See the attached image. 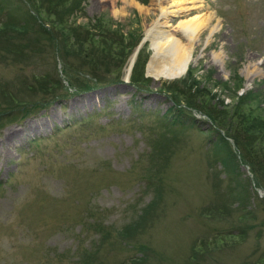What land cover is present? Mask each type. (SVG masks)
<instances>
[{
  "label": "rangeland",
  "instance_id": "obj_1",
  "mask_svg": "<svg viewBox=\"0 0 264 264\" xmlns=\"http://www.w3.org/2000/svg\"><path fill=\"white\" fill-rule=\"evenodd\" d=\"M0 1L1 18L40 22V7L94 33L104 15L127 44L157 20L185 44L180 22L213 16L180 78L147 74L150 40L141 46L149 78L141 86L125 78L135 47L120 81H112L113 65L98 63L105 81L84 91L73 87L74 77L90 80L84 53L68 55L67 71L49 46L31 59L0 60V264H264V190L249 183L228 133L193 107L207 100L222 120L264 133V0H81L68 15L58 3L47 11L48 0ZM174 2L201 7L165 19L159 8ZM250 65L257 69L248 81ZM45 71L60 79L58 89L24 87L21 77ZM13 103L28 107L26 118L15 119L24 113ZM176 109L187 113L167 130Z\"/></svg>",
  "mask_w": 264,
  "mask_h": 264
},
{
  "label": "trees",
  "instance_id": "obj_2",
  "mask_svg": "<svg viewBox=\"0 0 264 264\" xmlns=\"http://www.w3.org/2000/svg\"><path fill=\"white\" fill-rule=\"evenodd\" d=\"M70 1L72 2L69 4H62L61 0H48L49 6L47 11L52 9L55 3H58L57 7L60 9L57 11H65L68 15L69 11H72L81 4V0ZM64 2H66V0H64ZM1 9L3 10L4 8L0 6V10ZM36 10L40 22H37L35 19L32 21H20L12 14H3V18L0 17V60H5L10 57H12L13 60L31 59L33 57L29 55L30 52L36 55L37 52L49 46L51 50L55 49L53 55L56 53V55L59 56L60 54L62 60L67 63V65L65 64L66 71L71 67V60L68 55L70 53H75L79 56L84 53L83 57L87 59L85 61L88 62L87 65L89 66L90 80L83 81L84 78L74 77L73 87L76 90H89L99 86L105 81L104 78L103 80L101 79L102 73H100L101 69H99L98 63H101L106 69L113 65L112 67L115 69L116 73L112 81L115 83L121 80L126 58L130 54V51L138 44L139 39L131 44L125 43L124 38L118 33L117 29L106 27V24L111 22V19L107 20L104 15L97 17L94 25H99L100 29H98L100 31L94 33L84 24H66L67 17L65 15L61 17L58 14L56 15V12L50 14L42 13L40 7H36ZM11 26L12 28H10ZM31 31L34 32L33 39L27 37ZM8 32H13L15 35H8ZM41 39L43 41L38 42ZM142 49L143 48H140L138 52L129 78L131 83L138 86L149 81V78L145 76L146 55H144ZM21 80L24 83V87L29 91L32 90L33 93H40V91L54 92L58 89L60 84V79L53 75L52 72L47 71L41 72L38 75H33L29 80L26 76L21 77ZM188 94H190L189 91L184 95L187 97V100L191 99ZM3 95L7 96L6 93ZM8 99L15 100L11 92H8ZM13 104L15 105L16 103ZM13 104L11 106L14 107ZM16 105L21 106L18 108L23 111L24 114L23 116H16L15 119L26 118L28 107L23 106L24 104L17 103ZM193 107L199 114L204 115L211 121V124L215 126L214 129L216 132L223 130L228 133L227 136L232 139L234 148L237 150L242 162L249 166L252 175L249 179V183L253 182L256 187L264 190V133L253 134L249 132L247 128L244 127L243 122L235 117L222 120V113L217 111L213 105H210L207 100H204V103L199 105L194 104ZM185 113H187L185 110H174L173 116L175 119H167V130H170L172 126L181 119L180 116ZM2 114L3 113L0 112V115ZM186 119L191 120L189 113ZM221 139V144L224 145L223 150L227 152L226 156L229 159V156L236 158V153L232 145L225 138ZM158 144L159 143H157V145ZM157 147L158 146L155 147V150ZM221 161L223 162L222 166L227 167L225 160L221 159ZM237 162L238 160L235 159V164H237ZM224 176L231 178L230 175L225 172ZM86 255L82 257L86 258Z\"/></svg>",
  "mask_w": 264,
  "mask_h": 264
},
{
  "label": "bare ground",
  "instance_id": "obj_3",
  "mask_svg": "<svg viewBox=\"0 0 264 264\" xmlns=\"http://www.w3.org/2000/svg\"><path fill=\"white\" fill-rule=\"evenodd\" d=\"M109 1H111L112 5H114L116 0H109ZM122 1L127 2V0H122ZM172 6H175V8L172 10H169V9L166 10L163 8H159L162 17H164L165 19H168L169 16L180 14L182 13L181 11L183 10L185 11L186 10L188 11L190 9L195 10L196 8L200 9L201 7V6L185 7L183 6L182 3H178V2H174ZM116 13H118V11ZM212 17H213L212 13H208L204 15L203 17H198L195 15L183 22H180V25L178 27L181 29L182 33L186 35L185 44L177 40V38H175L174 34L171 31L167 30L166 32H163L159 30L158 20L155 21L152 26L150 25L148 28H146L145 38L146 40H150L152 51H153L152 56L148 62L147 74L154 77V79H169V80L175 77H179L182 74H184L188 70V67L190 66L194 41L198 38V36L200 35V32L208 26L209 21L211 20ZM135 56H136V52L128 60V64L125 69V73H126L125 78L127 79L131 72ZM218 57H216L215 55V58H218ZM256 69L257 68L254 67V65H250L246 67L245 72L247 75H249L247 76L248 81L251 79V76H252L250 75V73L251 74L255 73ZM92 98H90V95H87L83 99H85L84 102L91 104L95 100V98L94 100ZM10 135L11 134H6L5 138L8 139Z\"/></svg>",
  "mask_w": 264,
  "mask_h": 264
},
{
  "label": "water",
  "instance_id": "obj_4",
  "mask_svg": "<svg viewBox=\"0 0 264 264\" xmlns=\"http://www.w3.org/2000/svg\"><path fill=\"white\" fill-rule=\"evenodd\" d=\"M146 40V38L144 37V38H142V40L140 41V43L138 44V46L136 47V49H135V51H136V54H137V52H138V50H139V48L142 46V43L144 42Z\"/></svg>",
  "mask_w": 264,
  "mask_h": 264
}]
</instances>
